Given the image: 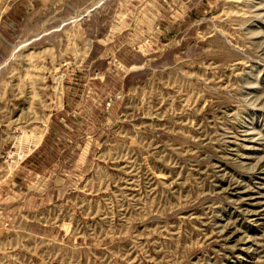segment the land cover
I'll use <instances>...</instances> for the list:
<instances>
[{
  "label": "rangeland",
  "instance_id": "374dc122",
  "mask_svg": "<svg viewBox=\"0 0 264 264\" xmlns=\"http://www.w3.org/2000/svg\"><path fill=\"white\" fill-rule=\"evenodd\" d=\"M0 264H264V0H0Z\"/></svg>",
  "mask_w": 264,
  "mask_h": 264
}]
</instances>
